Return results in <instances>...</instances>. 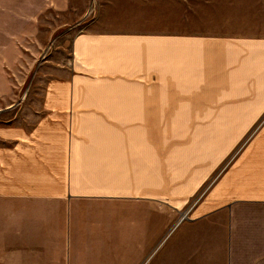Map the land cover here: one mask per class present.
<instances>
[{
	"label": "crops",
	"instance_id": "0c3cea01",
	"mask_svg": "<svg viewBox=\"0 0 264 264\" xmlns=\"http://www.w3.org/2000/svg\"><path fill=\"white\" fill-rule=\"evenodd\" d=\"M60 43L29 88L37 98L0 123V264H264V35L93 21ZM170 124L214 137L256 126L157 230V202L178 209L194 190L157 193V161L217 164L236 139L168 143L157 160L156 133L183 132Z\"/></svg>",
	"mask_w": 264,
	"mask_h": 264
},
{
	"label": "rangeland",
	"instance_id": "374dc122",
	"mask_svg": "<svg viewBox=\"0 0 264 264\" xmlns=\"http://www.w3.org/2000/svg\"><path fill=\"white\" fill-rule=\"evenodd\" d=\"M219 4H228V7L220 10ZM222 15L228 18H220ZM93 21L98 26H152L157 32L224 30L264 35V0H12L10 37L9 29L4 31L1 27V37L6 39V43L0 44V123L18 114L20 101L37 98L30 86L38 82L37 70L42 61L65 38L85 29ZM219 126L226 128L222 134L226 133L229 139L236 138L229 154L221 162L215 164L216 156L205 157L198 165H195L196 161H188L189 165H183L182 171L178 164L164 166L157 161V193L173 192L180 185L194 189L187 203L178 209L163 201L157 202V230L167 227L170 222L161 213L188 210L256 125H248L246 130V125ZM182 129L183 132H179L178 127L175 128V132L167 133L170 134L167 138L165 134L156 133L157 160L163 158L168 143L175 149L195 141L197 137L204 141L205 136L214 137V131L208 130L209 125H183ZM219 134L214 138H218L220 143L227 136ZM172 160L179 161L177 157ZM208 169L210 173L202 181Z\"/></svg>",
	"mask_w": 264,
	"mask_h": 264
}]
</instances>
